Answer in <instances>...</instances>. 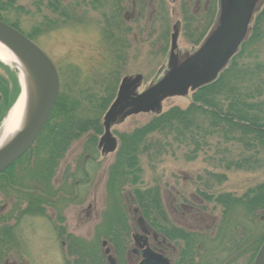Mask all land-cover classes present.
Segmentation results:
<instances>
[{
	"label": "rangeland",
	"instance_id": "rangeland-1",
	"mask_svg": "<svg viewBox=\"0 0 264 264\" xmlns=\"http://www.w3.org/2000/svg\"><path fill=\"white\" fill-rule=\"evenodd\" d=\"M12 1L11 9L3 16L8 24L18 22V29L24 35L38 31L34 43L55 66L59 91L77 103L75 113L80 121L95 114L89 101H92L91 97H103L107 85L114 87L109 107L122 79L140 76L137 93L156 83L168 71L173 34L177 36L175 55L178 62L195 53L214 30L219 8V0H61L59 8L64 12L54 13L48 9L45 0ZM18 7L22 10L16 9ZM263 10L264 0H258L250 28ZM259 34L256 43L237 55L239 67H264V16ZM249 36L248 32L247 38ZM0 78L7 84L9 93L6 99L11 107L16 99L12 102V82L2 69ZM255 78L251 76L244 88L263 91L258 100L264 101V76L262 80ZM191 96L192 93H188L184 97L165 99L161 103L162 112L174 107L186 109ZM2 101L0 124L10 109L4 110L5 101ZM104 113L100 117L101 124ZM152 117V114H139L117 118L110 127L116 143L112 153L96 149L101 135L90 152L83 149L89 133L73 142L60 160L53 175L55 181L50 186L53 195L63 189L64 174L71 175L68 180L71 188L66 189L70 197L63 198L65 194L59 192L55 194L59 202L53 209L44 204L43 217L38 214L20 217L19 213L27 207V196L8 188L4 189L5 192L0 189V264H107L106 248L117 264H135L136 258L131 254L132 236L139 234L136 218L141 213L132 200L134 189L157 190L168 222L173 227L203 237L207 250L203 253L195 250L199 256L195 263L249 264V256L245 250L241 251V247L245 235L250 238L251 233L253 236L264 233V215L257 216L256 221L263 219L254 226L248 219L237 222L229 218L223 223V233L217 237L222 207L213 201L205 202L199 194L240 197L264 182V167L254 171H235L226 170L220 163L221 160H236L240 155L241 148L234 143L209 134L203 136L199 149L194 152L193 146L170 143V138L166 141L156 133L151 134L146 139V145H150L138 157L140 175L136 184L132 185L129 178L121 186L117 199L106 190L108 172L115 164L120 148V135L143 126ZM164 143L169 146L159 147ZM84 158L88 160L85 164ZM19 167H26L25 161ZM220 176L223 177L218 179ZM41 184L39 181L30 182L29 176L23 180L26 192L29 194L36 188L38 197ZM118 220L119 225L115 224ZM54 226L61 228L58 236ZM122 228L125 231L113 243L106 238L108 229ZM231 238L235 240L233 249H230ZM169 244L165 249L169 255L173 253L170 258L173 262L183 247L180 242Z\"/></svg>",
	"mask_w": 264,
	"mask_h": 264
},
{
	"label": "trees",
	"instance_id": "trees-1",
	"mask_svg": "<svg viewBox=\"0 0 264 264\" xmlns=\"http://www.w3.org/2000/svg\"><path fill=\"white\" fill-rule=\"evenodd\" d=\"M45 1L48 9L52 12L59 13L62 10L59 8L61 0ZM12 5V0H0V21L8 24L3 13L11 9ZM16 9L22 10L20 7ZM60 15L63 14L60 13ZM263 16L264 10L254 19L253 26L249 29L250 36L242 43L238 54L230 60L226 68L213 82L197 89L192 94L191 103L186 109L170 108L166 112L153 116L143 126L120 135V148L116 155V162L109 169L106 183V190L114 198L117 199L121 186H124L129 178L132 185L138 181L140 175L138 157L150 145H146L147 136L155 133L162 136L166 141L170 138V143L193 146L194 152L199 149L200 142L204 140L203 136L215 135L224 142H232L241 148V153L236 160L229 162L221 160L220 163L225 165L226 170L254 171L264 167V101L258 100L262 97L263 91L258 89L248 91L244 88L251 76H256V80H262L264 67L250 69L247 66L239 67L236 63L237 55L259 40L260 23ZM9 25L19 31L18 22ZM37 32L35 30L25 36L36 42ZM0 69L6 72L12 82L13 102L19 93L16 73L1 64ZM103 91L105 94L103 97L97 99L91 97L92 101H89L95 114L81 121L77 119L78 115L75 113L77 103L70 96L60 92L51 115L32 148L0 174L1 190L5 192L4 189L8 188L22 196H27V207L19 213L20 217L27 214L40 216L43 213L39 208L40 199L35 194L38 190L33 188V192L28 194L27 189L23 188L25 176H29L30 182H42L45 185V195L52 196L49 186L51 177L70 145L81 136L89 133L83 149L85 152L93 151L97 137L103 132L100 117L113 98L114 87L107 85ZM8 93L7 84L0 78V101H5L4 110L10 107L6 99ZM160 146L169 145L164 143ZM23 161H25L26 167L20 168L19 166ZM17 167L20 169H16ZM221 177L223 176L218 179ZM199 194L205 202L213 201L222 207V222L220 225L218 224L219 226L217 225V237L223 233V223L229 218L237 222L248 219L251 226L263 219L261 217L260 220L256 221L258 215H264V182L247 190L240 197H234L231 194L213 197L206 192H199ZM131 195L133 203L140 210L141 216L147 223L153 225L157 234L167 241L182 244L183 248L179 254L180 260L176 264H197L195 260L199 256L195 250L198 249V252L202 251V253L207 250L205 242L202 240L203 237L197 233L173 227L168 222L160 204L157 190L140 191L134 189ZM115 224L121 223L118 220ZM122 231L124 232L125 228L120 230L108 229L105 236L113 243L119 234L122 235ZM245 238L241 251L242 249L245 250L244 253L248 254L249 264H251L263 241L264 233L256 236L251 233L250 238H247L246 235ZM231 240L230 249H233L235 240L232 238ZM115 248L119 250L117 244H115ZM209 262L212 264L211 261Z\"/></svg>",
	"mask_w": 264,
	"mask_h": 264
},
{
	"label": "water",
	"instance_id": "water-1",
	"mask_svg": "<svg viewBox=\"0 0 264 264\" xmlns=\"http://www.w3.org/2000/svg\"><path fill=\"white\" fill-rule=\"evenodd\" d=\"M257 2L258 0H219L217 24L214 30L195 53L181 62H178L175 55L177 36L173 34L168 71L143 92L136 93L141 82L140 76L122 79L115 99L103 117L104 133L99 140V145L104 143L103 150L105 149L107 153L115 150L116 143L111 136L110 126L116 118L138 114H160L161 103L165 99L184 97L189 92L213 82L246 39ZM0 42L26 67L36 95V107L28 123L0 150L1 174L27 153L43 131L59 95V78L49 58L29 38L2 21H0ZM136 223L140 232L145 235L147 230L143 219L137 218ZM142 239L144 241L145 237ZM104 245L105 243L102 244ZM104 255L107 256L108 264H115L108 249H105ZM138 264L169 263L163 256L145 249ZM252 264H264V239Z\"/></svg>",
	"mask_w": 264,
	"mask_h": 264
},
{
	"label": "bare ground",
	"instance_id": "bare-ground-1",
	"mask_svg": "<svg viewBox=\"0 0 264 264\" xmlns=\"http://www.w3.org/2000/svg\"><path fill=\"white\" fill-rule=\"evenodd\" d=\"M0 61L17 71L20 92L0 124V150L11 142L28 123L35 107L32 79L23 63L0 42Z\"/></svg>",
	"mask_w": 264,
	"mask_h": 264
},
{
	"label": "flooded vegetation",
	"instance_id": "flooded-vegetation-1",
	"mask_svg": "<svg viewBox=\"0 0 264 264\" xmlns=\"http://www.w3.org/2000/svg\"><path fill=\"white\" fill-rule=\"evenodd\" d=\"M99 140H100V138H99ZM99 140H98L96 149H100L101 152H105V149L103 150L104 143L102 142L101 145H99ZM86 159L87 158L83 159L84 164L87 161ZM70 177H71V175H68V174L65 175L64 174L63 179H62V183H63L62 184V188L63 189H60L58 191L60 194H62V193L65 194V196H63V198H66V199H68V197H70V192L66 191V189L71 188L70 187L71 186V182L68 181L70 179ZM54 179L55 178L52 176L49 186L52 187V183L55 181ZM66 182L68 183V185H66ZM41 186H42V190H41V193L39 194V199H40L39 208L43 211L42 215H40V216L43 217L44 216V210H45V207H43L44 204L47 205L46 208L53 209V208L56 207L57 203L59 202V197L57 198V195L55 197V194L58 193L57 191L52 196H47V195L43 194L44 193V189H45V185L42 183ZM63 198L61 200L64 202L65 199H63ZM136 226L138 228V231L140 232L139 226L137 224H136ZM144 226L146 227V230H147V233L145 235L139 233V234H134L132 236L133 248L131 250V254H132V256H134L136 258V263L135 264H138L142 260V254H143L145 249H149L152 253H154L156 255L163 256L168 261L169 264H176V262H178L180 260L179 254L181 252H179V253L177 252L176 253L174 258L175 259L177 258V259L172 262V260L170 258L173 256V253L171 255H169V253H167L166 249H165V247H168V245H170L169 243H173V242L167 241L163 237H161L159 234H157L155 232L154 228H153V225H150L149 223L145 222ZM60 229L61 228L58 227V226H56L54 228V231H55L57 236H58L57 232ZM142 237H145L144 241H143ZM59 238H60V236H59ZM158 239H160V240H158ZM150 240H152L151 243H150ZM62 243H63V241H62Z\"/></svg>",
	"mask_w": 264,
	"mask_h": 264
}]
</instances>
